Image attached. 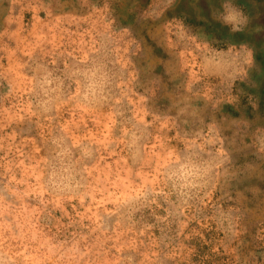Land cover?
<instances>
[{
	"label": "rangeland",
	"instance_id": "374dc122",
	"mask_svg": "<svg viewBox=\"0 0 264 264\" xmlns=\"http://www.w3.org/2000/svg\"><path fill=\"white\" fill-rule=\"evenodd\" d=\"M0 264H264V0H0Z\"/></svg>",
	"mask_w": 264,
	"mask_h": 264
},
{
	"label": "clouds",
	"instance_id": "9594fccd",
	"mask_svg": "<svg viewBox=\"0 0 264 264\" xmlns=\"http://www.w3.org/2000/svg\"><path fill=\"white\" fill-rule=\"evenodd\" d=\"M222 22L230 27L233 32L242 31L247 23V18L239 10L233 8L228 10L227 8L221 14Z\"/></svg>",
	"mask_w": 264,
	"mask_h": 264
}]
</instances>
